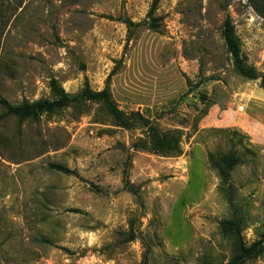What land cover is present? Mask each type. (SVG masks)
Listing matches in <instances>:
<instances>
[{
    "label": "rangeland",
    "instance_id": "rangeland-1",
    "mask_svg": "<svg viewBox=\"0 0 264 264\" xmlns=\"http://www.w3.org/2000/svg\"><path fill=\"white\" fill-rule=\"evenodd\" d=\"M153 2L0 0V98L108 83L120 110L178 131L180 147L151 150L147 125L100 101L5 116L0 264H232L264 235V16L247 0ZM226 14L254 80L233 67ZM245 264H264V247Z\"/></svg>",
    "mask_w": 264,
    "mask_h": 264
},
{
    "label": "trees",
    "instance_id": "trees-1",
    "mask_svg": "<svg viewBox=\"0 0 264 264\" xmlns=\"http://www.w3.org/2000/svg\"><path fill=\"white\" fill-rule=\"evenodd\" d=\"M157 1L158 0H154L151 10L154 9ZM247 1L257 14L264 16V0ZM127 24L128 26H131V22H127ZM156 27V18H152V21L149 23V28L156 29ZM221 37L224 41L226 50L231 57L235 71L242 77L250 80L258 78L255 68L245 64L244 57L241 55L239 41L235 34L232 20L228 14L225 15L221 25ZM113 73L114 71L110 73L109 77ZM260 86L264 89V77H261ZM51 87L55 95L53 100H37L34 102H22L19 105H12L6 99L0 98V105L4 109V113L0 114V121L7 115L16 116L20 120L36 118L41 112H52L53 110L76 103L80 99L100 101L106 105L109 114L116 121L125 122L126 120H130L136 116L144 125H147L150 133L149 148L151 150L165 156L177 155L180 153L178 131H160L158 128L152 126L148 119L140 116L139 114L131 113L128 115L120 110L112 100L108 83L100 91L91 90L86 86L83 90H81V92L75 95L66 93L64 89L58 86L54 80L51 81ZM223 162H225V167H220L219 171L220 176L226 178L228 176V170L231 169L236 160L233 159L232 156L227 155L223 158ZM52 167L60 171L69 172L66 167L61 165L54 164ZM263 247L264 235L261 239L253 242L249 246L241 247L232 264H245V260L257 254Z\"/></svg>",
    "mask_w": 264,
    "mask_h": 264
},
{
    "label": "built area",
    "instance_id": "built-area-1",
    "mask_svg": "<svg viewBox=\"0 0 264 264\" xmlns=\"http://www.w3.org/2000/svg\"><path fill=\"white\" fill-rule=\"evenodd\" d=\"M240 109H242V107H240Z\"/></svg>",
    "mask_w": 264,
    "mask_h": 264
}]
</instances>
